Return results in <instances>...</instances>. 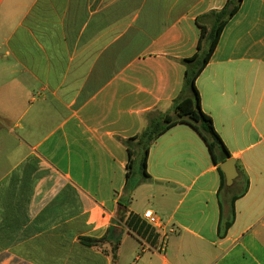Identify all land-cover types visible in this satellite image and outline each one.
Masks as SVG:
<instances>
[{
	"label": "crops",
	"instance_id": "1",
	"mask_svg": "<svg viewBox=\"0 0 264 264\" xmlns=\"http://www.w3.org/2000/svg\"><path fill=\"white\" fill-rule=\"evenodd\" d=\"M226 1L0 0V264H264V0L242 1L194 83L249 181L226 235L219 165L186 124L153 142L150 181L118 203L122 141L173 114L196 19ZM125 210L164 227L132 232ZM110 230L115 259L80 242Z\"/></svg>",
	"mask_w": 264,
	"mask_h": 264
},
{
	"label": "trees",
	"instance_id": "2",
	"mask_svg": "<svg viewBox=\"0 0 264 264\" xmlns=\"http://www.w3.org/2000/svg\"><path fill=\"white\" fill-rule=\"evenodd\" d=\"M242 1L227 0L221 9L212 10L196 19V25L200 30L196 52L189 59L181 61L185 67V72L181 94L173 104V114L153 116L150 118L148 126L139 135L122 141L126 147L128 159L126 162L125 184L122 196L118 200L121 206L127 207L132 192L140 184L150 181V176L146 172V161L153 142L178 124L188 125L199 135L205 143L214 165L218 166L231 158L220 137L215 132L211 118L202 111L200 97L194 83L208 64L224 27L236 15ZM217 172L220 177L218 190L220 217L217 234L219 238H223L234 222V202L246 194L249 181L245 173L238 168V177L234 180L233 185L226 187L224 176L218 167ZM236 185L240 186V190L233 193ZM221 193L231 195L229 210L226 215L223 214L221 209ZM120 222L128 230L142 236L145 233H154V230L145 224L138 215L128 210L123 212ZM142 230L145 233H142ZM155 238H158L157 234H155ZM80 242L85 247H97L109 243L112 258L115 259L120 245V237L113 235L110 230L108 234L100 239L80 238Z\"/></svg>",
	"mask_w": 264,
	"mask_h": 264
},
{
	"label": "water",
	"instance_id": "3",
	"mask_svg": "<svg viewBox=\"0 0 264 264\" xmlns=\"http://www.w3.org/2000/svg\"><path fill=\"white\" fill-rule=\"evenodd\" d=\"M218 168L220 169V171L224 176L225 186L231 187L234 183V180L238 176V169L235 160L230 158L219 164Z\"/></svg>",
	"mask_w": 264,
	"mask_h": 264
},
{
	"label": "built area",
	"instance_id": "4",
	"mask_svg": "<svg viewBox=\"0 0 264 264\" xmlns=\"http://www.w3.org/2000/svg\"><path fill=\"white\" fill-rule=\"evenodd\" d=\"M142 218L156 231H160L164 227L162 220L151 210L144 211L142 214Z\"/></svg>",
	"mask_w": 264,
	"mask_h": 264
},
{
	"label": "rangeland",
	"instance_id": "5",
	"mask_svg": "<svg viewBox=\"0 0 264 264\" xmlns=\"http://www.w3.org/2000/svg\"><path fill=\"white\" fill-rule=\"evenodd\" d=\"M240 190V186L237 185V187L234 188L233 193H237Z\"/></svg>",
	"mask_w": 264,
	"mask_h": 264
}]
</instances>
